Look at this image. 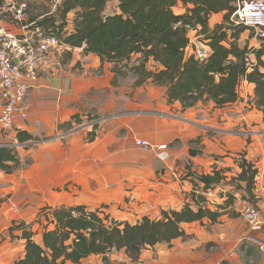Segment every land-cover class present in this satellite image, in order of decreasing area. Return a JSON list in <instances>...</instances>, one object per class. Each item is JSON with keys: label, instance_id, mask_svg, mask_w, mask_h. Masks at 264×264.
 <instances>
[{"label": "crops", "instance_id": "obj_1", "mask_svg": "<svg viewBox=\"0 0 264 264\" xmlns=\"http://www.w3.org/2000/svg\"><path fill=\"white\" fill-rule=\"evenodd\" d=\"M114 2L107 13L117 10L118 0ZM186 10L182 1L174 7L177 14ZM75 16V11L69 15V31ZM223 17L224 13L213 14L211 27ZM240 41L260 46L248 30ZM84 48L67 46L63 51H70L69 57L64 52L48 57L28 96L27 119L0 135L1 142L15 144L21 161L13 173L0 171V264L24 257L26 229L43 244L48 223L43 209L83 205L135 224L144 216L160 219L162 211L182 208L195 188L206 197V205L223 213L217 222H186L185 237L147 247L137 261L124 249L113 250L108 254L111 262L264 264L257 243L264 242V232L251 230L239 214L244 200L231 180L241 172V157L256 165L254 193L264 217V114L255 104V86L244 81L240 99L225 107L208 101L185 109L180 101L169 103L166 88L151 81L136 86V78L127 76L114 84L112 63H103ZM75 115L81 122L73 121L70 131L64 125ZM89 115L97 116L95 128L80 130ZM19 132L35 139L20 143ZM139 139L150 146L138 144ZM162 144L167 148L159 149ZM215 167L227 179L205 192L197 175L212 173ZM229 192H235L234 203L227 200ZM103 261V255H92L66 264Z\"/></svg>", "mask_w": 264, "mask_h": 264}, {"label": "trees", "instance_id": "obj_2", "mask_svg": "<svg viewBox=\"0 0 264 264\" xmlns=\"http://www.w3.org/2000/svg\"><path fill=\"white\" fill-rule=\"evenodd\" d=\"M179 1L187 6L183 14L174 11ZM241 1L118 0L117 10L107 13L110 0H61L54 11L32 20L69 47H85L86 53L98 55L103 63H112L114 84L127 76L136 78V86L151 81L166 88L169 103L180 101L186 109L208 101L215 102L217 107L230 105L240 99L241 84L248 81L255 86V104L264 114V38L259 47L241 44L245 31L255 36L254 29L232 21ZM72 11L76 16L74 29L69 31ZM215 13H224V17L212 28L211 16ZM191 28H200L199 34L211 48L204 61L187 52ZM65 54L69 57L70 51ZM73 121L79 124L80 116L75 115L64 126L71 128ZM17 139L23 143L35 137L19 132ZM20 165L16 146L0 145V171L13 173ZM239 166L241 172L231 179L235 190L241 192L245 202L257 205L254 190L259 170L244 156ZM226 179L216 167L212 173L197 175V182L203 183L205 192ZM196 186L199 188L198 183ZM197 190L182 208L164 210L160 219L144 216L135 224L120 222L108 214L102 216L101 211L83 205L62 206L53 211L43 209L48 221L43 244L36 242L32 231L26 229L23 234L26 253L13 264L79 263L92 255H103L111 263L108 254L122 249L137 261L143 249L185 237L184 223L219 220L223 213L206 205V197ZM227 196L229 203L235 202V192Z\"/></svg>", "mask_w": 264, "mask_h": 264}, {"label": "built area", "instance_id": "obj_3", "mask_svg": "<svg viewBox=\"0 0 264 264\" xmlns=\"http://www.w3.org/2000/svg\"><path fill=\"white\" fill-rule=\"evenodd\" d=\"M38 0H0V135L4 136L17 121L27 119V99L40 78V67L50 55L59 54L66 45L59 37L45 29L37 20L29 18L32 4ZM56 6L61 0H55ZM55 6V7H56ZM232 21L254 29L256 38H264V0H242ZM15 26L16 29L12 28ZM194 35H193V34ZM189 55L204 61L211 48L198 29L189 31ZM137 143L150 146L148 141ZM0 145H13L1 142ZM166 149L167 145L158 146ZM264 201V194L261 197ZM238 212L253 231L264 232V217L257 205L242 201ZM1 238V233H0ZM264 252V242L257 241ZM102 264L107 263L105 260ZM117 264V263H116Z\"/></svg>", "mask_w": 264, "mask_h": 264}, {"label": "rangeland", "instance_id": "obj_4", "mask_svg": "<svg viewBox=\"0 0 264 264\" xmlns=\"http://www.w3.org/2000/svg\"><path fill=\"white\" fill-rule=\"evenodd\" d=\"M114 5H115V2H114V0H111L110 1V4H109V7H108V9L110 8V7H114ZM56 2H55V0H38L37 2H35L34 4H32V6H31V9H30V11H29V13H28V16H29V18L30 19H32V17H36V16H38L39 17V15H44V14H46V12H48L49 10H51V11H54L55 9H56ZM41 18V17H40ZM193 34V33H192ZM194 35V34H193ZM241 43H242V41H241ZM244 43V42H243ZM63 52H64V55L63 56H66V54H65V51H61L60 53H61V55L63 54ZM59 61V60H58ZM64 61H66L65 59H64ZM241 85H243V83L241 84ZM254 95H255V89H254ZM253 92H252V94H253ZM93 118H97V116H91V115H89V118L87 119V121H86V123H84V124H80L79 126H78V128L80 127V130H86L85 128H91L92 126L95 128V126H94V124L96 123L94 120H93ZM93 120V121H92ZM68 130H70V129H68ZM65 132L67 131V130H64ZM71 131V130H70ZM258 249L260 250V251H262L261 249H260V245L258 246ZM256 250V252H257V248L255 249ZM263 252V251H262ZM256 255H257V253H256ZM251 263H256L255 262V260H253V261H251Z\"/></svg>", "mask_w": 264, "mask_h": 264}]
</instances>
